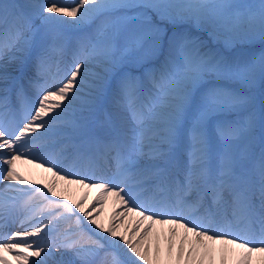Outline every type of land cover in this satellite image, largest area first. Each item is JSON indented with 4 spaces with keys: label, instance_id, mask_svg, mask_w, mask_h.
<instances>
[{
    "label": "rangeland",
    "instance_id": "374dc122",
    "mask_svg": "<svg viewBox=\"0 0 264 264\" xmlns=\"http://www.w3.org/2000/svg\"><path fill=\"white\" fill-rule=\"evenodd\" d=\"M49 1L51 0H0V113L1 107H5L3 96L10 79L18 74L20 77L26 70L24 68L28 61H30L28 65L32 62L28 69L31 67L35 69L39 60L34 46L39 39L47 40L44 46L52 51L54 59H57L56 54L63 53L62 55L69 61L68 70L71 73L76 72L82 64H85V69L90 67V70H101L94 73L88 70L89 75L101 73V76L104 75L102 69L104 66L120 67L122 78H119V83L129 79L130 74L135 76L136 71L133 70L139 68L140 60L143 61L147 57L153 61L144 62V68L150 70V74L146 76L153 83L149 92L152 105L146 120L149 126L144 127L145 124L141 126L142 130L139 129L137 134V136L140 134V143L134 144V147L139 146L142 154L148 156L146 161L139 162L142 165L137 166L145 169L142 180L147 181L155 175L149 171V160L157 163L168 151L166 147L164 151L158 152L155 144L158 140L154 141L152 136H155L156 132L175 128L180 133L183 147L186 148L184 156L187 168L195 163L199 165L201 156L212 154L209 165L206 167L203 165L202 171L206 172V168H211L210 176L213 175L214 179L210 180H215L216 186L218 184L233 186L232 182L237 179L241 193L254 188L257 194L258 191L264 194V188L261 186L264 183V95L260 92L261 86L264 85V0H57L54 3ZM31 40L34 43L30 45L29 52L25 53L23 44ZM106 49L116 56L115 60L106 61ZM23 57L27 58L25 62ZM49 72L51 69L47 74ZM31 73L32 76L28 78L34 79L35 73ZM22 76L20 82L24 85L27 80L24 75ZM47 80L54 83L53 90L42 87L41 93H45V98L48 92L52 91L53 94L67 82L66 79H63L62 83L55 82L52 78ZM76 82L78 80L72 81ZM80 82L87 84L83 80ZM92 91L88 93V88L74 84L68 87L64 95L69 94L70 101L87 103L91 101L89 97H95L92 96ZM28 102L37 110L34 116L38 115L41 120L30 118L31 122L16 125L7 132L12 135L10 137L5 135L7 133L4 132V128L7 124H3L4 116H0V162H7V158L11 156L3 149L4 145L7 142H14L23 130L29 134L27 136L31 142L27 148L29 150L36 149L37 146L46 147L50 141L60 137H63V140L73 138L68 132L49 135L43 128L44 115L47 112L40 103H34L29 95ZM50 102L51 100H47V104ZM71 104L76 105L74 102ZM60 109L55 108L52 115L61 112ZM154 109H157L158 113L163 110L159 119L153 115ZM129 130L138 132L137 128L133 129L131 126ZM81 142V149L88 147L87 141ZM43 161L36 162L42 169L37 166L35 168L39 174L45 176L49 173L43 170V167L50 160L45 163ZM104 164L107 170L105 179L100 182L94 180L89 184H86L84 179L83 190L92 191L102 186L104 188L107 187L108 179H116L118 174L114 172L109 162L106 163V159ZM252 168L256 174L261 173L262 176L256 175L254 179ZM8 169L7 166L1 173L0 183L10 178L12 172ZM7 173L9 175H6ZM122 184L124 185V183L118 185H121L119 188L115 186L114 192L109 189L114 200H118L122 192L129 193L130 198L135 196L137 187ZM201 184L188 185L189 195L198 194L196 191L201 189ZM62 202L59 200V203ZM62 205L66 208L72 207L70 202H64ZM1 206L0 211L4 205ZM233 206L238 207L236 204ZM20 212L24 213L23 210H19V214ZM125 212L137 218L146 214L133 207L124 206L117 209L118 215L123 218ZM74 214L76 216L78 212L75 211ZM89 217L87 214L83 219L88 223ZM119 221L109 226L111 236L125 225L123 220ZM25 222L31 228H35L33 232H39L40 237L49 235L48 230L53 227L36 213L26 215ZM77 222L69 219L59 233L65 234V237L72 234L78 225ZM99 227L101 228L97 230L98 234L103 230L102 226ZM24 230L19 225L9 230L6 243L0 245L2 249L0 256H6L7 250H13L15 256L29 255L27 257L29 262L34 261V255H43L46 264L63 262L66 249L56 245L58 236L54 241L48 238L53 246L49 248H53L54 251L46 252V248L36 246L32 240L29 241V235ZM86 232L89 236L98 235L89 229ZM148 233L150 234L151 230L143 229L140 238L146 239L145 235ZM189 241L196 249V253L201 252L200 256L196 254L191 256L190 253L195 252L188 253L191 257L189 264H219L214 258L218 249L195 238ZM168 244L177 248L173 240L169 239ZM123 252L128 259H142V254L126 250ZM188 255L186 258L182 257V264H187ZM245 258L247 257L243 259L247 260ZM119 260L123 264H130L121 257ZM176 260L178 262L179 258ZM84 261L79 260L80 264Z\"/></svg>",
    "mask_w": 264,
    "mask_h": 264
},
{
    "label": "bare ground",
    "instance_id": "6f19581e",
    "mask_svg": "<svg viewBox=\"0 0 264 264\" xmlns=\"http://www.w3.org/2000/svg\"><path fill=\"white\" fill-rule=\"evenodd\" d=\"M47 40L41 39L36 42V45L34 46V51L36 52V57H38V63L35 65L34 69V79L32 81H27V87L30 90V96L32 100H58L59 102L63 104H67L69 102V98L66 94L64 95V92L67 90L66 86L73 85L72 81L73 80H78V82L75 83V85H79L82 88H88V93L93 90L92 96L96 95L95 91H99L105 84V93L110 95L109 87H116L117 81H119V78L121 77V74H119V69L120 67L114 66L110 67L109 65L102 67L104 70V75L101 76V73L96 74H90L88 73L89 69H85V65H81L79 67V70L74 72V73H67L68 68H67V61L65 64V68L59 71L62 68V62L61 63H56L58 59H55L50 56L51 50L48 49L47 46H44L47 42ZM30 44L31 42H24L23 44V51L29 50L30 49ZM40 51V53H39ZM105 58L106 61L109 59H116V56L111 52H105ZM61 54L58 55L60 57ZM60 59V58H59ZM46 60V61H45ZM142 64V63H141ZM51 69V72L47 74V72ZM136 70V69H135ZM59 74L56 76L55 72H58ZM94 72H101L100 69L98 70H90ZM26 74L29 76V72L27 71ZM68 77L66 85L62 86L61 88L56 89L53 94L52 91L48 92V96L45 98L44 96L41 98L36 91H38V88L40 87H48L49 89L53 90L52 85L54 82H50L47 80V78H55L53 81L58 82L60 81L61 78L63 77ZM122 78V77H121ZM135 79V82H130L128 83L131 87V91L128 93V96L121 97L120 92L116 89L113 88V98L110 99L113 108L110 107L109 110V120L107 119V123L109 124H116V126L121 125L118 124L119 122L126 121L129 119L131 116L128 114L127 109L129 107H134L137 108L136 111L139 109L138 107V95L141 94V100L144 99V102H146V107L145 110H143V114L150 109L149 105V100H146L147 95L143 96L142 91H146L148 80L146 79V76L143 73H140L138 76L134 77L132 80ZM40 80V84L35 83L36 81ZM83 80L87 84H83L80 82ZM116 81V82H115ZM91 82V83H90ZM118 87V86H117ZM139 88V89H138ZM139 90L137 93L135 91ZM55 93H61V95H56ZM135 93V101H130L127 98H130V94ZM17 95V94H16ZM46 96V95H45ZM6 97V96H5ZM89 99L92 102H85L81 104H89L88 107L94 108L95 106L93 103L96 101L94 97H89ZM149 99V98H148ZM182 102V98H181ZM158 106L160 104V100L157 101ZM50 105L51 104H47ZM83 106V105H82ZM108 106V105H107ZM18 107V106H17ZM157 109H154L152 111L153 115L156 116L157 119L160 118L161 112H157ZM18 112H20L18 115V118L16 116V121L14 120L13 124H18L20 121L25 119L27 115L24 112V109L19 105L18 107ZM72 114V112H71ZM83 121L86 125H84L87 129L89 126H93L95 123L94 117L92 116V113L84 112L83 113ZM152 115V114H151ZM49 120V117L47 118ZM54 121L56 122L57 118H53ZM65 117L60 118L57 120L56 125L61 126L63 123V120ZM165 119V118H162ZM132 122L136 121L135 119L131 120ZM157 121V120H156ZM69 122V126L72 125L71 121ZM131 122V124H132ZM132 124L133 128L141 129L138 126H135V124ZM107 123H104L103 121L101 122L102 126L105 127ZM130 124V125H131ZM45 128V125L43 126ZM51 128V129H50ZM86 129H81L80 134H83V132L86 131ZM57 129L54 127H48L49 132H54ZM8 131L6 129L5 133ZM87 133L89 134L88 130ZM173 135H177L179 138V131L176 133L174 131L171 132ZM170 131L168 132H163L157 135L155 140H158L156 144L158 145L157 149L164 148L167 145L165 135H171ZM172 137V136H171ZM136 138V136H135ZM140 140V137L137 136L136 140L134 142H126L124 138H122L121 135H117L114 137V141L112 144L108 145V153L106 159H109V162L113 164L114 168L118 173H123L124 177H131L128 176V171L132 170L129 166L132 164V162H139V161H146L145 155L140 154L141 152L139 151L140 149L137 148L135 150L134 144ZM165 142V143H164ZM19 144V142H17ZM17 143L11 144V148H15L17 146ZM21 144V143H20ZM72 144H75L74 142L68 143L66 145V149L68 150ZM166 144V145H165ZM172 144V143H171ZM104 145L102 143H97L93 142L92 146H100ZM124 146L120 148L121 146ZM59 146L52 148L49 150V152H52L53 150L57 149ZM171 149L174 150L176 147L172 144ZM58 152L57 155H55V158L63 159L65 162V158L69 155L68 151L66 153H63L61 150H56ZM18 155H13L10 159L7 160L8 163L5 164H0V169H5L7 166L10 170H14L13 173L10 176V180L7 184L1 183L0 184V202L1 201H6L8 194H10V198L13 199V203H18L21 202V200L30 193V196L23 200V202L20 205V208L24 203L31 199V198H36L35 202L31 204L29 207V210L34 209L36 207H50L51 204L45 202L44 198H39L40 192L34 193V191L31 190V186L39 187V189L42 190H48L49 188L54 194H48V195H53L57 196L58 198H64L65 201H70L72 204H75V210H79V215H83L82 211L84 209L87 210V214L92 215V220L88 223H85L87 227L94 232V234H98L97 229L99 230V226H102L103 230L99 231V234L97 236H89L88 232L84 231L85 229L83 226L78 227V230H75L73 234H71L66 241V247L69 248L70 252H65V262L66 264H77V257L80 260H85V264H123L120 262L119 257L122 258L123 261H127L130 264H182V257H185L188 255L193 250V245H189V243H186L187 239H191L190 237H195L193 233H191L192 229L177 226L175 223H173L172 220H165L161 221L159 219H148V218H142L140 221L138 219L135 221L134 218L131 215H129L126 212L125 218H122L125 223H127L125 226L121 227L118 232L114 236H111L109 234V226L112 222H115L118 220V213L116 210L123 206V202H116L114 199H112V196L107 193V192H99V191H93L92 194L90 193H85L84 191L80 190V186L78 185V182L80 180H72L69 178H64L60 176H53V175H48L45 176L44 178H41V175L38 173L36 168L34 167V160H39L42 161L44 160V157L46 154L44 153V150L37 151L35 150L34 152L28 151V150H23L21 145H19V150L17 151ZM53 153V152H52ZM21 155H26L28 158H23ZM81 158H84L81 162L82 164L89 163L88 165L91 166L92 168H97L100 167V162L101 160L96 156L94 148L92 149V154H87V155H82L80 154ZM175 156L177 157V153L173 152L171 155L168 156L169 162L171 161L172 157ZM64 157V158H62ZM20 159L22 160V163L20 162ZM210 159V157H209ZM71 158L68 157L67 161H70ZM211 160V159H210ZM112 161V162H111ZM212 163H214L212 161ZM160 166L163 165V167L166 165L165 162H159L158 163ZM157 164V165H158ZM183 163H181V168H183ZM206 162L204 165L206 166ZM158 165V166H159ZM200 165H197L195 167H192L191 172L189 175H192L194 170L198 168ZM195 168V169H194ZM128 169V170H127ZM98 170H103V168L100 167ZM127 170V172H126ZM138 170V176H142L145 172L144 170ZM207 170H210L208 168ZM79 169L74 171V173H77ZM230 171V170H228ZM226 171V172H228ZM226 174V173H225ZM188 175V177H189ZM15 178V179H13ZM189 180H192L194 178V175L192 177H189ZM199 178H202L199 177ZM116 181H113L110 183V185H115ZM149 187L147 191L144 192L143 197L146 198V200L149 199L148 204H150V207H148V210L153 212L155 211L156 208L161 207L162 211L164 213H171L175 206L178 204L180 201H184L186 198H184L185 195V190L182 188L175 189V193L172 196H169L170 199H168L166 193L163 194L162 199L165 201L164 203H156V199L154 196L155 195V185L152 182H149ZM212 182H211V188H212ZM25 188V192H20L19 188L22 189ZM53 187L54 190L51 188ZM13 188V189H12ZM8 189H11L12 191L8 192ZM18 189V190H17ZM221 189V187L219 188ZM16 190V191H15ZM229 192L228 190H225L224 193ZM231 192L234 193L233 197H237V192H236V187H233L231 189ZM26 194V195H25ZM153 194V196H152ZM161 195H157V198L160 197ZM237 199V198H236ZM144 200V201H146ZM264 202V197L260 195L257 200V204ZM8 205L7 210H4L0 213V218L1 215L2 219H6L4 223H2L0 230H2L3 227H8L6 226L7 218H10L11 213H13V210L11 211V207L13 205L10 204L7 201ZM130 205H138L140 206L139 203L130 201L128 202ZM206 203H203L199 197H191L190 200L186 203H183L179 209L182 211H187L189 209H193L194 211L191 213L192 214V221L198 222L200 221L201 224L206 223L209 219H212L213 223L217 220L216 217L212 216L211 210H215L214 206H206ZM211 204H215V201H211ZM257 204H252V206H257L256 209L254 210L256 216H261L262 212V207ZM207 205V204H206ZM60 207L59 206H51L50 207V212L54 211V209ZM93 207V208H91ZM144 207V206H142ZM212 209H210V208ZM251 209V207H249ZM48 213V211H47ZM188 214V213H187ZM189 215V214H188ZM264 215V214H263ZM70 214L65 213V218H69ZM6 217V218H5ZM190 217V218H191ZM240 218L238 215V220L233 219V218H223L222 216L218 217L220 221H218V224L215 225L213 224V227L211 228L215 234H225L230 236L231 238H239L246 240L250 243H255V242H264V227L261 228L258 225H250L247 222H240ZM19 221V218H13L10 222V226L16 224ZM234 223H237V226H234ZM173 227L176 230V233L178 238L172 237L174 242H178L179 238L184 239L183 241L185 243H182L181 246H178L177 248L170 247L168 244V237H171L172 233L167 231V228ZM145 228H150L152 234H147L145 235L146 240H142L140 238V233L143 232V229ZM191 231V232H190ZM81 232V233H80ZM197 237V235H196ZM199 237V236H198ZM103 238V239H102ZM145 239V238H144ZM210 241L212 243H215L217 245H221L223 248L228 250L229 252H234L238 253L239 256H237L234 261L229 262L231 264H264V250L261 248H254L245 251L244 249H241L238 247L236 244H233L230 240H227L226 238L223 237H218V238H212ZM235 243V242H234ZM86 250V253H78L79 251ZM124 250L126 251H131L132 253H136L138 255H143L142 259L140 260H133V259H128L125 253L123 252ZM73 252V254H71ZM76 254V255H75ZM87 254V255H85ZM191 256L193 253H190ZM190 254L188 255L189 261L187 264L191 263V257ZM246 255H251L253 259L250 261L249 258H245L247 260H244L243 258ZM87 256V257H86ZM176 258H179L178 262H176ZM215 259H217L216 256H214ZM15 261L18 264H27V261L23 258H16ZM222 261H220L221 263ZM219 263V264H220ZM1 264V263H0ZM12 264V263H10ZM79 264V263H78ZM225 264H228L227 262Z\"/></svg>",
    "mask_w": 264,
    "mask_h": 264
}]
</instances>
